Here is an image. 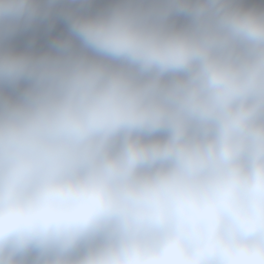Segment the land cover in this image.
Listing matches in <instances>:
<instances>
[{"label":"clouds","instance_id":"1","mask_svg":"<svg viewBox=\"0 0 264 264\" xmlns=\"http://www.w3.org/2000/svg\"><path fill=\"white\" fill-rule=\"evenodd\" d=\"M0 264H264V0H0Z\"/></svg>","mask_w":264,"mask_h":264}]
</instances>
